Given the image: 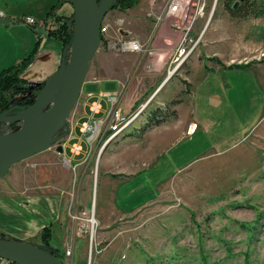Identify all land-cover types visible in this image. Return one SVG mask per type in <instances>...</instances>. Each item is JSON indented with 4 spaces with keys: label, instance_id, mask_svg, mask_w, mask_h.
<instances>
[{
    "label": "rangeland",
    "instance_id": "374dc122",
    "mask_svg": "<svg viewBox=\"0 0 264 264\" xmlns=\"http://www.w3.org/2000/svg\"><path fill=\"white\" fill-rule=\"evenodd\" d=\"M141 1L146 5L149 3V0ZM216 1L214 14L199 46L166 80L171 53L164 74L156 78L155 83L151 78L153 75L142 68L146 55L157 48L170 47L172 52L176 47L175 43L164 40L172 37L171 30L163 34L166 24L183 34L173 24V18L158 21L167 0H160V4L164 2L160 14L152 16V19L145 18L151 23L147 29L148 36L135 34L126 37V26L118 18L123 9L109 10L101 26L102 29L107 27V31L101 30L104 43L95 53L91 67L98 64L121 67L127 69L126 74L134 76L136 87L146 85L149 90L127 115L132 116L144 106L143 111L123 132L112 137L113 132L109 128L104 131L99 126L98 129L102 130L89 141V132L82 139L84 150L77 156L74 155L77 152L75 146L70 152L71 143L67 144L65 154L56 150L59 144L64 146L67 142L70 132L66 127L57 133L49 149L14 164L0 178V195L56 193L61 196L60 215L52 223L51 248L61 249L64 264H264V65L258 69H253V62L226 67L216 60L218 57H209L216 52L215 56L229 58L231 54L252 46L253 22L245 19L257 17L230 16L225 9V0H207V11ZM252 1L255 3L253 11L263 9L258 17H264V0ZM66 2L68 14L73 13L74 16V6L70 0ZM42 6L43 3L38 0H0V11L5 12V18L29 29L33 28L28 27L23 19L28 16L39 19L40 16H37ZM221 12H225V16L220 17ZM6 21L0 23V70L10 66L7 64L21 42L29 38L20 31H8ZM203 21L200 20L191 32L194 38L198 36ZM156 24H162L159 34L153 27ZM133 27L140 29V25L135 23ZM72 33L74 36V22ZM107 35L112 40H138L144 50L121 52L110 49L105 43ZM71 43L67 47L68 60L72 52ZM199 50H202L204 68L212 73L209 81L202 85V74L195 70L196 62L193 61ZM153 64L149 62L152 69ZM216 66H220L223 72L236 74L227 81ZM193 67L189 93V87L181 77L187 68ZM162 82L166 84L165 87L150 100L154 85L159 86ZM179 83L180 88L175 91L176 88H173ZM113 86L105 87L106 90L101 87L100 91L114 93L118 87ZM167 91H172L170 101L160 104L158 97ZM175 100H179L180 109H184L179 116L183 117L181 123L185 129H192L194 140L185 142L163 159L161 157L164 152L166 155L167 146L157 135L149 140L135 142L137 138H130L126 143H120L126 137L144 136L145 133L140 135L139 129L144 126L150 112L156 107L166 108ZM78 101L79 98L68 121L73 120ZM103 104L106 109L109 107L108 102ZM51 106L46 109L49 110ZM174 118L171 116L166 122L172 121L173 125ZM1 123H4L1 132L9 133L19 130L24 120L9 125L7 119ZM15 123L16 127H12ZM128 145L141 148L145 157L151 153L160 155L156 160L159 164L153 166V172L148 171L151 169L149 167L143 176L149 185L162 190L157 199L131 212L119 204L120 210L129 212L122 213L109 199V185L105 183V177L99 174L103 171V163H106V155L114 148L118 151V161L133 162V155H126L130 149ZM131 187L127 184L122 185L121 189L124 191ZM134 187L129 195H137V199H132L130 204L144 198V195L139 197ZM260 213H263V217L258 220ZM32 242L39 241L33 239ZM67 250L72 254L67 255Z\"/></svg>",
    "mask_w": 264,
    "mask_h": 264
},
{
    "label": "crops",
    "instance_id": "0c3cea01",
    "mask_svg": "<svg viewBox=\"0 0 264 264\" xmlns=\"http://www.w3.org/2000/svg\"><path fill=\"white\" fill-rule=\"evenodd\" d=\"M38 1L43 3V6L41 12H38L37 16L41 17H39L40 20L37 19V21H39V26L37 28H33L34 30L21 25V23L14 22L13 20L5 18L9 26L8 31L17 30L21 33L27 34V36L29 37L21 42L18 50L14 53V56L11 60H9L7 65L11 66L20 63L22 59L32 50L38 38H40L38 50L30 66L22 74L23 79H25L27 83L32 85H40L47 82L48 78L61 68L63 61V43L48 34L49 29L54 27V22L51 19L45 20L48 12L60 0ZM163 3L160 4V0H149L148 5H146L145 3H142L141 0H137L135 5L131 8L121 10V15H119L118 18L121 23L126 26L124 31L126 37H130L135 34L137 36H140L142 34L148 36L147 29L151 26V23L146 21L145 18L152 19L153 17L160 14L163 8ZM67 5L68 2L63 3L57 11L68 14L67 8H65ZM225 14V12H221L220 17L225 16ZM245 20H250L251 22H253V45L248 46L247 50L239 51L238 53L233 52L235 54H231L229 58H227L226 56H215L216 52H213L209 57H218L226 67L235 63L251 64L253 62V69H258L264 65V17H251ZM134 23L137 24V26L140 25V29L133 27ZM161 25L156 24L153 26L157 34H159ZM165 27L166 32L163 34L166 35V33L169 32L168 30H171L172 32L170 31V36L172 35V37H168V39L164 40L170 44L175 43V45L177 46L182 36L180 34V31L178 29L173 30L169 27L168 24H166ZM139 30H144V32H139ZM105 31H107V27L105 28ZM108 38H110V36L108 37L107 35L105 37L106 45H108L110 41H112L111 38ZM174 50L172 49L171 52L170 47L157 48L153 50L150 55H146L145 63L142 68H145L147 72L153 75L151 76V78L154 83L156 78H161L164 74L169 64L171 53L173 54ZM201 54L202 50L197 51L193 61L196 62L195 70H198V72L202 74V85L204 84V82L209 81L212 73L204 68L202 61L203 56H201ZM206 55L208 56L210 54ZM149 62H151L152 64L154 63V69L151 68V65L149 66ZM149 68L151 70H148ZM216 69L219 73L223 74V77H225L227 81L229 79H233V75L236 74L235 72H223L220 66H216ZM139 70L142 71L141 69ZM126 71L127 69L107 64H98L94 67H90L86 81L79 96V101L76 105L73 120L67 121V130H69L70 134L67 137V142H65L64 144V154L65 148L68 143H71L70 152H73L72 146L78 147L77 152L75 154L73 153L75 156L82 154V151L84 150L82 139L89 135V132L86 133L83 131V126L85 124L94 127H96V125H99L100 127L104 128L105 131L108 128V123L111 119V112L114 109H120L125 116L129 117V115L127 114L135 106L136 102L142 96H144L145 93H147L149 88L146 85H144V87L140 85L136 87L137 84L135 83L136 80H134V76H129L128 74H126ZM193 71L194 67L192 69L187 68L184 73L185 75L181 77L183 83L186 84L187 87H189V93H191L190 85H192V83L190 82V75ZM167 78L165 79L167 80ZM164 82L158 84L159 86L154 85V91L149 96L150 100H153V98L158 96V93L163 90L166 85L164 84ZM109 85L118 87V90L114 93L100 91L101 87L106 90L107 88L105 87ZM175 86L177 87H174L173 89L176 88L175 91H177L180 88V83L179 85L177 84ZM171 93L172 91H167L165 92V94H161L158 97L160 104L170 101L168 99L171 97ZM105 101L109 103V107L107 109L103 104ZM180 108L181 104H177L174 107L177 112V116L172 119L173 121H175L173 122V125H171L172 121L164 122L163 124L145 132V135L142 137H126L122 139L120 143H126V140L130 138H137L135 142H137V140L139 141L140 139L149 140L157 135L161 138V140H163L164 146H167L166 155L164 152L161 159L165 158L167 155L170 156L185 142L194 140V133L191 132L192 129H185L184 124L181 123V119L183 117L179 116L184 109ZM192 125H194V123H192ZM167 131L168 134L166 135ZM127 147H130V145H128ZM128 150L129 151H127L128 153L126 152V155L132 154L134 159L133 162H128L127 160L118 161L116 159L118 151L116 148H114L111 153L106 155V163H103V171L102 173L100 172L99 176L103 175L105 177L104 181L105 183H107V185H109V199L113 200V203L115 204L117 210H120V204L124 207H127L129 209V212H131L141 205H144L153 199H157L162 189L158 191V186H154L153 184L149 185L144 178L145 176H143V174L146 173L147 168L149 167H151V169L148 171L150 173L153 172V170L155 169H153V166L159 164L156 160L160 155L157 156L151 153L149 154V157H145L141 151V148L135 149L130 147V149ZM153 151L154 150H151V152ZM144 158H147L149 160H142ZM127 184L132 186V189L126 188L123 191L121 189V186H125ZM134 185V189L136 188L138 190L137 192L139 193V197L140 195H144V198H140V202L138 200L137 202H135V204H130L132 199H134V201H136L137 199V195H135V197L134 195H129L133 191ZM121 192H123L122 199ZM105 198H107V195H105ZM61 205V196L56 193L0 195V233H5L6 238L17 239L35 245H41L40 233L45 228V226L57 221L60 215ZM120 211L122 213H129L124 209H121ZM33 239H37L39 242L34 243L32 242Z\"/></svg>",
    "mask_w": 264,
    "mask_h": 264
},
{
    "label": "water",
    "instance_id": "95a60500",
    "mask_svg": "<svg viewBox=\"0 0 264 264\" xmlns=\"http://www.w3.org/2000/svg\"><path fill=\"white\" fill-rule=\"evenodd\" d=\"M70 1L74 6V16L69 23L74 22V36L68 66H65L63 58L61 68L48 78L35 102L25 108L22 113L11 115L7 111L0 115V122L9 119V125L15 121L24 120L22 116L26 113H30L32 116L29 122L24 120V125L19 130L0 134V148L9 144L20 147L17 151L0 158V178L4 177L14 164L41 153L52 146L55 136L67 123L73 111L86 81L94 55L101 44L102 21L110 10L113 0ZM242 1L236 0L233 7L236 8ZM79 27L81 37L76 50L75 39ZM68 70L69 77L58 103L54 108L52 105L47 110L46 108L50 105L49 96L51 91L63 80V74ZM51 109L52 113L44 119V115ZM38 126L39 128L33 131ZM56 150L59 153H64V146L59 144ZM0 257L18 264H64L61 258L41 245L3 237H0Z\"/></svg>",
    "mask_w": 264,
    "mask_h": 264
},
{
    "label": "trees",
    "instance_id": "16d2710c",
    "mask_svg": "<svg viewBox=\"0 0 264 264\" xmlns=\"http://www.w3.org/2000/svg\"><path fill=\"white\" fill-rule=\"evenodd\" d=\"M69 0H60L47 14L46 19H51L54 22V27L50 28L48 34L60 40L63 43V58L65 65H68V45L72 40V23H69L73 16L72 14H67L64 12H58V8ZM100 1V0H99ZM236 0H225V9L232 17L245 18L248 16L258 17L262 14L263 9L254 10L253 7L255 3L252 0H243L236 8L233 7ZM137 0H113V4L110 8L116 9H127L135 5ZM101 43H104V36L101 32ZM40 44V38L36 41L32 50L22 59L18 64L11 65L9 67L0 70V115L9 111V114L16 115L22 113L23 110L35 102L38 92L44 87L45 83L40 85H32L27 83L23 79L22 74L30 66ZM220 63L221 61L216 58ZM20 96V98H18ZM180 101L175 100L166 108L156 107L147 116L145 124L139 129L140 135L151 130L152 128L159 126L166 122L171 116L176 117L177 112L173 108ZM4 123L0 122V128ZM15 123L12 127H16ZM67 123L61 128V131L66 129ZM0 134H2L0 130ZM56 136L53 140V143ZM263 217V213H260L259 219ZM0 237L6 238L5 233H0ZM53 239V226L52 224L45 226V228L40 233L41 246L50 249L55 255L63 260L64 254L60 248H51V243Z\"/></svg>",
    "mask_w": 264,
    "mask_h": 264
},
{
    "label": "built area",
    "instance_id": "2783aa9c",
    "mask_svg": "<svg viewBox=\"0 0 264 264\" xmlns=\"http://www.w3.org/2000/svg\"><path fill=\"white\" fill-rule=\"evenodd\" d=\"M216 3L217 1L212 5L211 9L207 11V0H167L163 12L160 16H158V21L161 22L164 19L171 17L175 20L173 24L181 29L183 33L182 38L176 46V49L172 55L169 74L172 71L175 73L184 64V62L189 59V57L199 46L204 36L205 30L214 14ZM5 17V12L0 11V23L3 22ZM200 20L204 21L198 36L194 38L193 36H191V32L195 29L196 24H198ZM23 22L31 28H37L39 26V22L37 21V19L32 16L25 17L23 19ZM102 30H105V28H103ZM108 47L110 49L121 52H141L144 50L143 45L135 39L112 40L108 44ZM143 109L144 106L129 117L125 116L120 109H114L111 112V119L108 123V128L113 132L110 137L123 132L127 128V126L143 111ZM98 127L99 125H96V127H94L88 124H85L83 126L84 132L91 133L90 137L88 138L89 141H91L95 137V135H98L101 131V129H98ZM76 149L78 150V147H76ZM66 254L71 255L72 251L67 250ZM0 264L18 263L0 257Z\"/></svg>",
    "mask_w": 264,
    "mask_h": 264
},
{
    "label": "bare ground",
    "instance_id": "6f19581e",
    "mask_svg": "<svg viewBox=\"0 0 264 264\" xmlns=\"http://www.w3.org/2000/svg\"><path fill=\"white\" fill-rule=\"evenodd\" d=\"M80 37H81V30H80V27L77 31V36H76V39H75V49L77 50V47H78V44H79V41H80ZM173 71L170 72V74L168 76H172L173 75ZM63 80L60 81V83H58V85L51 91L50 93V96H49V103L53 105V108L56 106V104L58 103V100L60 98V95L62 93V90L64 88V86L66 85V82H67V79L69 77V70L64 72L63 74ZM52 113V109L46 113L44 115V119H46V116L48 117V115H50ZM22 118L24 120H26L27 122L30 121V119L32 118V116L30 115V113H26L22 116ZM39 128L36 127L33 131H36L37 129ZM18 149H20V147H17V146H13V145H5L3 147L0 148V158L6 156V155H9L10 153H13L15 151H17Z\"/></svg>",
    "mask_w": 264,
    "mask_h": 264
}]
</instances>
